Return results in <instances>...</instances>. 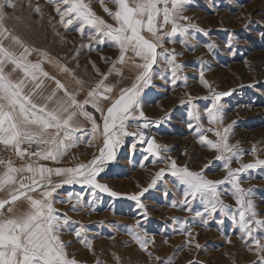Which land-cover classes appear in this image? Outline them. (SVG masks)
<instances>
[{
    "label": "rangeland",
    "instance_id": "1",
    "mask_svg": "<svg viewBox=\"0 0 264 264\" xmlns=\"http://www.w3.org/2000/svg\"><path fill=\"white\" fill-rule=\"evenodd\" d=\"M83 2L96 17L117 26L105 11H116L112 0ZM13 3L16 8H5L3 21L9 33L34 55L47 52L65 62L85 88L102 79L109 63L120 55L114 41L89 25L83 34L76 30L75 21L65 28L57 5L49 0ZM182 15L189 19L177 22L187 27V33L178 32L163 42L161 65L153 72L162 84L145 87L150 99L145 118L160 121V114L169 113L149 138L161 145L159 155L138 149L137 135L123 136L113 149L114 158L106 160L104 171L96 177L116 196L80 183L60 184L54 193V207L68 221L61 239L71 242L67 252L78 264H261L256 245L246 243L247 236L241 238L242 231L232 218L239 219L241 207L236 203L234 182L217 185L216 199L227 208L221 211L217 205V211L208 215L204 210L212 198L185 197L186 185L171 174L170 165L174 160L178 167L202 171L206 179L224 181L229 169L264 160V0H184ZM170 30V24L163 29ZM4 42L14 46L8 39ZM168 79H177L178 84H167ZM220 93L228 95L216 101L218 119L209 123L206 109L214 94ZM135 124L129 133H135ZM225 128L229 129L227 143L242 153L232 157L227 169L217 159L221 152L200 141L201 134L219 141L215 131L224 135ZM103 146L99 142L97 153L85 164L99 156ZM161 169L163 175L157 177ZM237 179L246 192L251 190L245 199L252 200L256 219L264 221V165L244 169ZM153 180L156 183L149 188ZM133 195L139 200L130 199ZM255 234L264 236V229H256ZM136 235L149 241L146 250L136 242Z\"/></svg>",
    "mask_w": 264,
    "mask_h": 264
},
{
    "label": "snow or ice",
    "instance_id": "2",
    "mask_svg": "<svg viewBox=\"0 0 264 264\" xmlns=\"http://www.w3.org/2000/svg\"><path fill=\"white\" fill-rule=\"evenodd\" d=\"M49 2L57 5L55 10L60 16V23L65 28L73 25L75 21L78 25L76 30L82 34L85 25L91 26L97 34L103 32V35L109 37L119 47L121 63L125 60V54L131 51L134 57L143 61L142 64L136 65L143 71L136 78L139 83L132 84L130 88L121 89L118 98L107 107L106 112L99 106L98 100L101 97L103 99H109V97L103 96L99 89L103 88L104 93H111L113 89L105 85L103 80L88 92V96L92 98L91 101L86 100L83 103L77 101L57 80V88L64 89L69 102L58 103L51 109L47 104L34 103L32 97L37 93L35 91L25 93V79L30 77L31 80L36 81L37 73L45 77H48V73L43 71L39 62L28 61L27 57L31 55V50L23 44L19 37L9 33L4 26L3 21L7 17L5 8L15 9L16 4L13 0H0V144H3L6 149H13L21 158L27 156L36 157L37 160L58 162L66 150L74 146L78 140L73 135L79 130L74 126L77 115L92 122L93 132L98 129L99 126L93 115L85 110V105L88 103L101 112L104 137V146L99 150V156L94 157L88 164H81L75 168L53 169L38 163L14 167L11 159H0V166H3V171L0 172V190L8 188V198L0 199V264H78L75 257H70L67 252L68 244L71 242L66 244L61 239L68 221L67 217L62 219L57 213L54 207L56 203L54 193L60 184L80 183L116 196L117 194L110 192L106 185L99 184L96 177L104 171L106 160L114 158L113 149L121 143L123 136L138 135L141 142L148 144L146 152L155 156L159 155L160 146L156 145L153 140H148L142 130H138L137 133L127 132V122L137 119L138 96L151 80L149 73L157 62L158 47L162 46L166 39L171 40L178 32L187 33V27L177 22L189 19L182 15L184 0H112L117 11L112 12L107 8L105 11L116 21L118 25L116 27L96 17L83 0H49ZM61 4L63 7L60 6ZM35 10L39 11V8ZM169 24L171 25L170 32L163 31ZM5 39L18 45L22 50L17 53L10 46H5ZM165 59L168 60V57L166 56ZM169 63H171L170 60ZM8 64L13 66L12 72L19 70L23 73V77L13 80L11 73L5 71ZM63 71H68V69L64 68ZM104 79L107 77L105 76ZM201 79H203V72H201ZM203 82L207 86V82ZM40 87L41 84L36 83L35 88ZM223 95H228V93L214 94L211 107L206 109L209 123L218 119L220 109L216 101L220 100ZM54 96L55 93H52L46 97V100L52 101ZM139 116L144 117L143 111L139 112ZM142 127H149L146 119ZM206 131L215 130L207 129ZM228 131L229 129L225 128L224 135L215 131V135L220 137L217 142L209 140L203 134L200 135L202 144L221 152L217 159L224 161L226 169L232 162L233 156L238 157L242 154L234 152L233 146L227 143ZM25 143L29 147L21 148V145ZM33 145L36 146V150L30 151ZM252 151H256L255 147ZM225 152L231 155L225 156ZM258 165H264V160L257 159L255 163L244 164L241 168L234 170L229 169L224 181L206 179L202 171L197 173L190 171L186 166L178 167L174 160L171 161L170 167L171 174L186 185L185 197L195 198L199 194L201 198H212L208 200V206L204 210L208 215L217 211V205L221 211L227 208L222 201L216 199L219 195L217 185L228 180L234 182L236 203L241 207L237 212L239 219L236 220L235 215L232 218L242 231L241 238L244 239L247 236L249 240L246 243L251 242L256 245L255 250L260 255L261 264H264V244H261L264 236L255 234L256 229H264V221L256 219L257 214L254 211L252 200L245 199L251 194V190L246 192L240 187L237 179L239 172ZM163 172L164 170L161 169L157 177L163 175ZM24 173L29 175H23ZM52 175L63 176L64 179L55 183L51 180ZM155 183L156 181L153 180L149 188ZM147 190L144 189V191ZM37 192H39L38 196L32 195ZM140 195L142 196L143 192ZM21 199L27 202L28 207L17 211L16 205ZM79 199L77 197L78 201ZM130 199L138 201L139 197L133 195ZM185 203L188 201L185 200ZM196 215L202 216L203 213L196 212ZM204 223L207 221L205 220ZM75 235L80 237L79 232ZM135 239L141 248L146 250L149 241L139 235H136ZM87 246L91 249L90 243Z\"/></svg>",
    "mask_w": 264,
    "mask_h": 264
},
{
    "label": "crops",
    "instance_id": "3",
    "mask_svg": "<svg viewBox=\"0 0 264 264\" xmlns=\"http://www.w3.org/2000/svg\"><path fill=\"white\" fill-rule=\"evenodd\" d=\"M112 4L113 6L116 7L114 3ZM116 11H117V7H116ZM112 21L114 20L112 19ZM4 44L5 46H10L11 49L17 53H19L22 50L20 47H18V45L14 44V46H12L5 42ZM162 48L163 45L158 47L157 49V62L153 65L149 73V75L151 76V80L148 83V85H151V83L160 84V85L162 84L160 83L162 78L158 77L159 75L157 76L156 74L153 73L155 70L160 68L161 63H159V58H160V54L163 53ZM30 50H31V55L27 57L28 61L33 63L39 62L41 64L43 71L48 73V77H45L40 73H37L36 81H33L31 80L30 77H28L27 79H25L24 91L25 93H31L35 91L37 94L32 97L33 102L39 105L47 104L49 109L56 107L58 103L69 102V97L65 95L64 89L57 88L56 86L57 80L60 81L65 86L68 93H71L75 97V99L81 103H83L86 100L91 101L92 98L88 96V92L91 91L93 88H95L97 83L103 80L105 85L111 86L113 89L111 93H104L103 88L99 89V92H101L103 96L109 97V99H103V97H101L98 100L99 106L102 109H104L106 112L107 107L110 106V104L114 102L116 98H118L121 89L130 88L132 84L139 83V81H137L136 78L143 71L142 68H138L136 66L137 64H142L143 61L137 57H134L133 53L129 51L128 53L125 54V60L123 63L119 61L120 55L116 56V59L113 60L111 63H109V68L105 74L107 79H104L105 77L104 76L95 85H92L89 88H85L81 84V81L79 80L77 75L71 72V70L65 64V62H63L59 58L47 52L37 53V55H34L32 49ZM12 67L13 66L11 64H8L5 69L6 72L11 73V78L13 80H18L22 78L23 73L20 72L19 70L12 72ZM64 68H67L68 71H63ZM168 80L169 83L167 84H173V85L178 84V82L176 81L177 79L175 81H171L170 79ZM36 83L41 84V87L39 89L35 88ZM52 93H55L53 100L47 101L46 97H48ZM138 100H139V107L136 109L137 119L135 121L127 122V128H126L127 132H129V128H131L132 125L145 118L146 102L150 101V99H147L145 96V87L140 92L138 96ZM85 110L93 115L96 124L99 126L98 129L95 132H93L92 122L81 115H77L74 121V126L77 127L79 130L75 131L73 135L74 137H77L78 140L74 146H71L66 150L65 154L59 158L58 162L35 160L31 162H23L13 166L21 167L28 163H38V164H43L46 167H51L55 169V168H75L81 164H85L86 160L89 159L92 153H97V145L99 144V142L102 143V145H104V137L102 135L103 119L101 112L93 108L91 103L85 105ZM140 111H143L144 117L139 116ZM160 116L161 117H158L160 120L159 128L162 126L163 121L167 119L169 113H167L166 111L165 113L160 114ZM17 175L19 176L20 174ZM23 175H29V174L24 173ZM63 179H64L63 176H56V175L51 176V180L55 183L61 182ZM32 195L38 196L39 192L33 193ZM7 198H8V188L6 187L4 190H0V199H7ZM27 207L28 204L25 200L21 199L20 201L17 202L16 205L17 211H22Z\"/></svg>",
    "mask_w": 264,
    "mask_h": 264
},
{
    "label": "built area",
    "instance_id": "4",
    "mask_svg": "<svg viewBox=\"0 0 264 264\" xmlns=\"http://www.w3.org/2000/svg\"><path fill=\"white\" fill-rule=\"evenodd\" d=\"M145 119L149 122V127L143 128L142 125L145 122ZM156 125L155 128H151L152 126ZM159 126V121H157L154 118H144L143 120L139 121V123H136L134 126L135 133L138 132V130H142L144 133V136L149 139L152 136V132L154 129H156ZM152 129V130H151ZM138 140L141 139L137 135ZM28 144H22L21 148H28ZM30 151H35L36 146L33 145L30 149ZM0 159L8 160L11 159L13 161V165H17L23 162H28V161H35L37 160L36 157H27L25 156L24 158L18 157L13 149H6V147L3 144H0ZM3 171V166H0V172Z\"/></svg>",
    "mask_w": 264,
    "mask_h": 264
},
{
    "label": "bare ground",
    "instance_id": "5",
    "mask_svg": "<svg viewBox=\"0 0 264 264\" xmlns=\"http://www.w3.org/2000/svg\"><path fill=\"white\" fill-rule=\"evenodd\" d=\"M158 121V120H157ZM156 127V125H154V126H152L151 128L153 129V128H155ZM151 129V130H152ZM149 140H152V138L151 139H149ZM138 144H140L141 146H139V148L138 149H140V150H142V151H145V149H147V147H148V144L145 142H140V140H139V142H138ZM156 145H159L160 146V148H159V150H161L162 149V147H161V145L160 144H157V143H155ZM158 150V151H159ZM146 152V151H145Z\"/></svg>",
    "mask_w": 264,
    "mask_h": 264
}]
</instances>
